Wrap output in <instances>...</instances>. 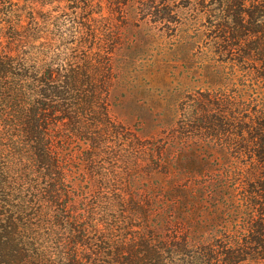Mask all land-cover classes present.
Wrapping results in <instances>:
<instances>
[{"label":"trees","instance_id":"1","mask_svg":"<svg viewBox=\"0 0 264 264\" xmlns=\"http://www.w3.org/2000/svg\"><path fill=\"white\" fill-rule=\"evenodd\" d=\"M75 2L73 14L81 9L90 16L91 9L102 1ZM247 2L251 3L248 9ZM43 3L42 0H0V264H47L48 258L55 255L50 254L48 247L52 229L49 220L52 210L62 206V193L68 194L71 188L61 153L66 146L80 140L88 148L71 150V156L85 154L91 189L97 190V196L91 207L82 212L84 219H89L83 227L86 235L78 240L70 239L65 243L66 248L61 244L58 255L71 253L74 260H80L82 249L78 247L86 245L88 230L101 232L102 224H106L92 246H97L94 251L99 249L96 259L89 258L96 264L264 262V142L255 141L259 134L256 129L264 133V98L261 107L250 108L258 114L250 119L254 128L242 120L249 109L236 101H222L225 107L220 110L218 121L224 142L218 145L204 143V136L198 130L208 122L207 117L212 121L206 106H199L203 115L184 114L185 118L180 119L182 129L190 125L183 136L176 134L173 121L165 122L166 115L160 121V128L152 132L151 140L143 141L133 135L134 143L143 147L140 146V153L144 166L154 164L153 170L162 175V183L157 187L159 191L153 188L152 192L132 195L126 203L120 199L113 202L110 197L115 193L109 191L115 188V178L105 177L104 166L97 168L102 149L110 138L124 137L108 110L113 70L108 64L96 65L97 58L90 55L81 61L68 59L66 64L53 50L50 35L60 41V32L48 29L47 21L51 19L41 15L37 7ZM226 3L237 5L235 16L228 11L225 32L234 40H238L239 26L250 36L255 26L264 27V0ZM243 9L255 11L248 25L240 17ZM231 20L236 25H229ZM100 34L99 28L92 31L94 41L102 40ZM235 42L237 46L238 41ZM261 45L258 47L264 48ZM259 51L264 54V50ZM248 71L253 79L264 80V73L259 76L252 68ZM227 75L221 88L234 86L239 93V84L233 83L235 76ZM247 91L257 93L255 86ZM98 110L104 112L97 114ZM214 154L220 155L226 168L220 187L210 184L199 194L176 190L172 176L175 164L183 161L186 170L205 171L201 163L206 165V159ZM240 164L236 170L235 165ZM196 176L194 172L190 178ZM201 196L209 201H216L219 196L223 203L216 201L211 211L206 212ZM68 206L64 204L63 210ZM112 207L123 212L120 217L114 216V223L110 222L106 209ZM80 218L81 215H76L73 222L63 221V224L76 226L83 220ZM61 224L58 225L62 228ZM216 226L225 230L216 233L213 230ZM136 227H141L142 232L133 231ZM62 240L63 236L58 244Z\"/></svg>","mask_w":264,"mask_h":264},{"label":"rangeland","instance_id":"2","mask_svg":"<svg viewBox=\"0 0 264 264\" xmlns=\"http://www.w3.org/2000/svg\"><path fill=\"white\" fill-rule=\"evenodd\" d=\"M42 1L44 3L37 6L38 10L41 15L51 19L47 21L50 32H60V41H55L53 34L50 37L52 42L54 41L53 50L65 63L68 59L81 61L90 55L97 58L96 65H110L113 70L108 110L124 137L113 135L114 137L110 138L106 146L108 148L102 149L101 162L97 165V168H107L108 172L104 171L105 177L115 178L113 191H105L115 193V196L110 197L113 202L120 199L126 203L132 195L138 192L149 193L153 188L159 191L157 187L162 183V175L153 170L156 167L154 164L148 163V166H144L143 155L140 153L142 146L134 143L133 135L143 141L151 140L152 132L160 128V121L165 119V115V122L173 121L176 134L183 136L190 125H184L185 129H182L180 119L185 118L184 114L186 117L203 115L199 106H206L210 110L208 116L212 117V121L207 117L208 122L202 124V129L198 130L204 136V143L218 145L224 142L218 121L222 114L220 110L225 107H222V101H236L237 105L249 109V117L245 115L242 120L254 128L250 119L258 114L250 108L255 109L258 105L261 107L264 80L253 79L248 70L252 68L259 76L264 73V54L259 51L264 48L258 47L260 44L264 45V27L255 26L254 33L250 36L239 26L236 32L239 35L238 40H234L228 32L225 34L228 31V11L233 16L237 12L236 4L231 6L226 3L230 0H101V3L97 2L91 9L93 15L90 16L81 9L73 14L75 0ZM250 5L251 3L247 2V9ZM247 9L240 12L241 19L245 20L244 25H248L250 15L255 14L252 9L249 12ZM256 16L258 17L257 13ZM234 19L236 21V18ZM234 21L231 20L229 25H236ZM97 28L100 29L99 37L102 40L96 42L92 31ZM235 41H238L237 46ZM99 50H102L101 54L96 53ZM243 67L249 68L245 71ZM227 74L235 76L233 83L239 84V93L234 86L227 90L221 88ZM254 86L257 93L247 91ZM97 112L102 114L104 111ZM98 116L96 115L97 120ZM199 124L201 125L200 122ZM256 127H259L258 123ZM210 133L213 136H210ZM256 133H259L255 139L256 143H263L262 130L258 128ZM87 148L88 144L80 140L66 146L61 153L63 166L68 171V180L71 183L69 193H62V206L66 203L69 206L66 210H63L62 206L52 210L48 225L52 227L48 247L50 254L55 255L48 258L47 264H96L89 258L96 259V255H100L97 252L99 249L92 250L97 246H92L96 244L97 236H100L106 224H102L99 230L101 232L88 230L86 245L78 247L82 249L80 260H74L71 253L58 255L61 244L66 248L65 243L70 239L78 240L86 235L83 227L89 223V219L85 220L82 212L91 207L94 196H97V190L91 189L85 154L71 156V150L83 151ZM206 160V165L201 163L205 171L186 170L183 161L173 166L172 176L177 183V191L186 190L199 194L210 187V184H213L214 188L220 187L226 169L223 159L221 160L219 154H214V157ZM240 166L242 164L235 165L234 168L237 170ZM194 172H197V176L190 178ZM216 201L223 203L219 196ZM216 201H209L204 196L200 198L206 212L211 211ZM106 209L109 212V220L113 223L115 217H120L123 213L115 211L116 207ZM64 211L65 214H62ZM97 212L102 213L101 210ZM76 215H81L80 219H83L76 226L73 223L71 227L63 224V221L73 222ZM226 220H229L228 217ZM58 224H61L62 228ZM213 230L219 233L225 229L221 230L216 226ZM78 231L82 233L79 234ZM133 231L142 232L141 227L133 228ZM62 236L64 240L58 244Z\"/></svg>","mask_w":264,"mask_h":264}]
</instances>
